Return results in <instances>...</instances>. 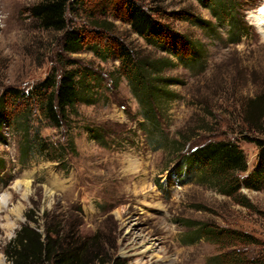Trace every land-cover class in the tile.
Wrapping results in <instances>:
<instances>
[{"label":"rangeland","instance_id":"1","mask_svg":"<svg viewBox=\"0 0 264 264\" xmlns=\"http://www.w3.org/2000/svg\"><path fill=\"white\" fill-rule=\"evenodd\" d=\"M35 1L0 0V93L8 86L27 91L49 74L59 76L69 68H87L97 80L92 103L77 104L71 113L72 129L49 126L35 110L30 114L31 134L39 129L41 137L61 147L58 159L22 154V127H4L0 264H10L3 249L29 210L37 220L32 225L40 231L48 212L49 222L64 228L71 224L82 236L100 233L102 250L121 264H264V189L241 188L247 200L243 206L194 177L185 181L173 171L177 149L172 147L181 133L191 138L186 148L216 137H236L248 170L253 166L257 148L239 138L237 110L245 97L264 90V40L255 26L264 0H234L248 28L237 42H230L231 23H219L204 5L208 0H138L146 8L179 11L172 24L197 42L203 55L199 64L170 57L173 63L162 74L175 83L159 101L163 131L155 134L142 124L137 100L117 75L118 61L88 49L62 51L61 33L39 28L26 11ZM106 18L112 22L110 32L140 54H149L151 47L127 24ZM195 18L210 24L200 27ZM68 22L94 27L83 9L69 15ZM86 126L106 133L96 140ZM202 223L246 233L250 242L238 236H193Z\"/></svg>","mask_w":264,"mask_h":264},{"label":"trees","instance_id":"2","mask_svg":"<svg viewBox=\"0 0 264 264\" xmlns=\"http://www.w3.org/2000/svg\"><path fill=\"white\" fill-rule=\"evenodd\" d=\"M204 5L209 7L219 23H231L230 42H237L240 36L248 34L243 18L236 13L239 8L234 0H208ZM80 9L92 17L94 27L70 26L68 16ZM26 11L39 28L61 33L62 51L77 53L88 49L104 59L112 55L118 61L117 75L127 81L139 104L142 124L150 125L154 134L163 131L159 101L170 95L167 88L175 83L173 78L162 74L173 63L170 57H175L177 61L202 63L199 44L177 31L170 20L177 18L179 11L146 8L138 0H36ZM96 15H100L101 19ZM108 16L127 24L151 47L149 54H140L110 32L112 22L107 20ZM195 23L200 27L210 24L201 18H195ZM159 52L163 55L159 56ZM96 80L95 72L87 68H69L59 76L49 74L27 91L12 86L4 88L0 93V142L6 139L4 127L20 125L25 137L20 148L22 154L36 152L49 160L58 159L61 147L41 137L39 129L31 134L33 126H30V114L35 110L49 126L72 129L71 113L76 112L77 104L92 103L91 88ZM237 111L239 138L253 143L257 148L251 169L248 170L246 155L238 138L216 137L186 148L191 138L186 139L188 136L181 133L180 139L174 140L172 146L177 149L173 171L185 177V181L186 177H194L197 183L207 185L246 206L247 200L241 194V188L264 189V90L245 97ZM85 129L99 141L106 133L99 128L86 126ZM69 145H74L71 138ZM48 215V212L43 213L45 223L40 231L37 225H32L37 224L33 210L25 213L26 221L3 249L10 264H121L111 261L110 256L102 250L100 233L82 236L71 224L64 228L49 222ZM193 231L192 235L197 238L238 236L241 241L250 242V236L246 233L221 228L214 230L207 223L200 224Z\"/></svg>","mask_w":264,"mask_h":264},{"label":"bare ground","instance_id":"3","mask_svg":"<svg viewBox=\"0 0 264 264\" xmlns=\"http://www.w3.org/2000/svg\"><path fill=\"white\" fill-rule=\"evenodd\" d=\"M255 22H256L255 26L257 27V30L261 33V36L263 37L264 40V7L260 8V10L256 12ZM24 183L27 191L29 187V182L25 181Z\"/></svg>","mask_w":264,"mask_h":264}]
</instances>
